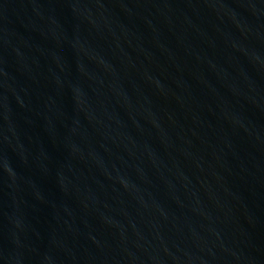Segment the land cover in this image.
<instances>
[{"label":"water","instance_id":"95a60500","mask_svg":"<svg viewBox=\"0 0 264 264\" xmlns=\"http://www.w3.org/2000/svg\"><path fill=\"white\" fill-rule=\"evenodd\" d=\"M0 264H264V0H0Z\"/></svg>","mask_w":264,"mask_h":264}]
</instances>
